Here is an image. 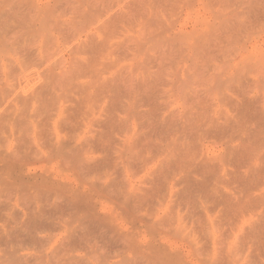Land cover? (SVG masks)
Segmentation results:
<instances>
[{
  "label": "clouds",
  "instance_id": "clouds-1",
  "mask_svg": "<svg viewBox=\"0 0 264 264\" xmlns=\"http://www.w3.org/2000/svg\"><path fill=\"white\" fill-rule=\"evenodd\" d=\"M0 264H264V0H0Z\"/></svg>",
  "mask_w": 264,
  "mask_h": 264
}]
</instances>
